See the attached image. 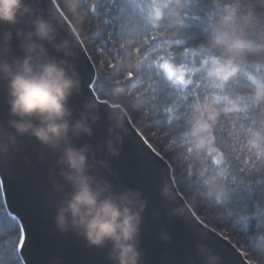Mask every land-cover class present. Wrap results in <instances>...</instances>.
Masks as SVG:
<instances>
[{
	"label": "clouds",
	"instance_id": "clouds-1",
	"mask_svg": "<svg viewBox=\"0 0 264 264\" xmlns=\"http://www.w3.org/2000/svg\"><path fill=\"white\" fill-rule=\"evenodd\" d=\"M67 19L73 26L68 29L67 39L57 43L59 25L63 19L55 8L56 0L48 10V19L35 15L31 21V31L27 33L17 27L29 13L25 0H0V25L8 30L0 34V84L4 86L5 104L8 119L0 123V165L8 162L12 153L18 150L22 140L33 139L42 147L58 154V164L62 180L70 187V193L61 199L55 216L58 231L75 232L90 248L108 250L111 264H142L139 237L146 203L141 193L131 189L112 190L107 181L97 179L93 171L94 153L89 147L77 148L72 141L81 136L91 137L93 125L100 119L99 105L93 100L83 104L78 119L73 118L69 106L70 99L81 94V80L74 66L73 44L79 43L84 22V12L80 0H60ZM182 0H166L158 3L153 10V19L174 13L184 7ZM240 5H226L223 15L213 27L208 41L201 47L213 55L207 63L192 69L200 81L211 91L203 99L191 105V115L187 120V130L183 141L187 146L188 158L203 162L205 154L212 150L213 131L221 118H227L243 109H257L264 106V75L255 78L253 90L247 97L235 99L225 94L228 85L243 73L247 57L264 51V36L256 45L248 39L244 30H236L237 10ZM249 15L241 19L249 28L254 26L251 12L257 7L264 15V0H250L247 5ZM19 41L22 57L12 56L13 31ZM45 45H51L62 59L49 55ZM169 79L176 73L164 65ZM127 75V73H126ZM174 83L186 86L183 75L176 77ZM109 97L108 139L104 142L108 154L118 157L123 143L122 132L128 112L121 107L126 95L121 83L105 91ZM241 105L243 107H241ZM242 151L256 160L264 162V126L251 128L245 135ZM101 167L104 162H98ZM220 172L204 177L208 195L217 205L226 206L228 192L218 185ZM203 176V174H202ZM163 200L172 197L165 185L160 192ZM264 198V195H262ZM165 241L168 237L164 236ZM258 251L264 252V246ZM198 253H209L207 264H216L218 256L212 255L205 246L197 247Z\"/></svg>",
	"mask_w": 264,
	"mask_h": 264
},
{
	"label": "water",
	"instance_id": "water-1",
	"mask_svg": "<svg viewBox=\"0 0 264 264\" xmlns=\"http://www.w3.org/2000/svg\"><path fill=\"white\" fill-rule=\"evenodd\" d=\"M25 3L29 13L17 27L27 33L31 31V21L35 15L42 14L45 19L49 18L51 5L50 0H25ZM0 26H4L0 27V34L8 30L7 25ZM72 26L69 19L62 21L57 43L70 39L67 30ZM12 31L11 55L19 58L23 53L18 47L15 30ZM45 46L50 56L63 58L51 45ZM73 53L70 63L79 74L81 94L74 95L69 106L73 118L78 119L83 104L92 100L87 91V81L89 73L94 70L90 65L94 63L81 39L73 44ZM98 115L100 119L92 126V136H81L72 143L77 148L88 146L90 154L94 153V159L90 160V164L94 165L91 175L107 181L114 191L131 189L141 193L146 203L139 237L142 264H207L209 253H198V246H205L212 255L218 256L216 264H249L245 254L229 239L217 231H210L213 228L208 225L201 230V220L179 191L169 162L166 159L161 162L151 153L144 143L147 140L129 115L124 121L123 143L118 157L110 156L104 147L110 127L108 107L99 105ZM7 119L4 86L0 84V123ZM101 161L104 162L103 167L98 163ZM61 171L57 153L45 149L33 139L22 140L10 160L0 165V181L4 184L2 194L7 211L10 206L11 212L22 217L33 232L36 242L33 256L41 250L40 258L48 257L49 264H111L106 248H90L75 232L61 233L57 230V207L71 191L62 180ZM165 185L172 193L168 200H163L160 195Z\"/></svg>",
	"mask_w": 264,
	"mask_h": 264
},
{
	"label": "trees",
	"instance_id": "trees-1",
	"mask_svg": "<svg viewBox=\"0 0 264 264\" xmlns=\"http://www.w3.org/2000/svg\"><path fill=\"white\" fill-rule=\"evenodd\" d=\"M118 3L121 0H117ZM166 2V0H157V3ZM250 0H193L188 8V0H182L184 7L175 9L174 13L162 17L155 22V27L149 25L148 36H156L157 48L168 47L175 39L182 41L180 45H172L168 47V51L175 57L177 53L182 56V49L188 48L194 50L196 56L189 54V61L195 59L197 63L190 67H199L200 57H208L209 54L201 47L205 44L213 32V27L223 15V9L226 5L239 4L237 10V23L234 26L236 30H244L248 33V39L256 45L260 44V37L264 36L262 24H264V15H261V9H253L251 14L255 18L254 26L249 28L247 24L241 19L249 15L247 7ZM137 3L147 5L151 0H137ZM83 8V7H82ZM84 22L80 25L82 32L81 40L90 55L94 65L97 63L104 64L112 61L113 56L119 61L116 69H112L114 79H121L128 72H133L139 77L138 83L124 81L121 83L126 95L121 100V106L128 112V115L142 133L145 139L153 145L157 151H161L166 160L172 167L174 180L179 191L185 197L188 204L193 211L199 213L197 215L200 220L206 222V225L213 228L215 231L229 239L237 246L244 254L247 253L246 258L251 260V264H264V252L258 251L261 246H264V162L258 161L255 157L250 156L246 151H238L236 155L240 157L238 163L240 166L248 167L249 171L243 177L245 184H250L249 193L247 190L240 188L238 191H230L228 187L234 182L231 177L240 180L242 177L238 174L237 168L234 164H228V150L221 148L218 145L217 137L222 138L226 144L234 145L238 150L243 148L245 143V135L240 128V123H249L247 116L255 119L257 125L264 122V106L257 109H247V111H240L231 116L221 118V121L216 129L222 127V131H213V145L212 149L216 148L221 156L225 159V164L215 165L212 157L208 153L205 154L203 162L188 158L187 146L183 141V134L187 130V120L191 115V108H182L181 111H188L190 114L181 123L173 122L171 126V139H167L166 115L163 113L164 105L155 99L152 89L155 87L156 80L159 78L158 73L162 74L163 69H157L156 65L160 62L159 56H156L155 50L148 57L146 64L141 49L138 53L136 48L143 43L144 32L137 30L134 25H129L124 30L123 37L120 36L119 29L114 31V39L110 44L118 51L114 52L112 56L104 54L100 49V43L107 39V33L113 31L110 25L93 18L90 19V14L86 13L84 8ZM139 15V13H137ZM114 18L115 9H114ZM73 25L71 19H69ZM153 41V43H156ZM123 45V48H121ZM150 46V45H149ZM163 53L161 52V55ZM215 54V53H214ZM152 56H156L153 60ZM249 65L260 66V73H256L254 67L248 69L243 68V73L238 75L235 80L230 83L225 90V94L235 99L237 97H247L251 94L254 85L250 88L244 87L246 83L250 84L244 76V71L250 74H255L257 77L264 75V51L255 52L249 55L246 59ZM192 79L198 85L199 95L203 97L211 90L204 85L197 74L192 76ZM114 82H108L105 90L102 93L105 100L109 97L105 95V91L114 86ZM127 84H132L130 88L126 89ZM192 86L184 89L191 95ZM128 92L133 94L128 96ZM143 94L147 99L136 100V95ZM181 93L175 92L172 98V103L183 104L181 100ZM200 99V100H201ZM193 101L192 103H195ZM241 107H243L241 105ZM151 117V118H150ZM236 127H233V125ZM239 136L240 139L236 137ZM242 141V142H241ZM247 161V165L244 164ZM203 172V176L199 173ZM216 172H223V176L218 177V185L223 186L228 192V203L226 206L217 205L213 199L208 195V187L204 183V177L215 175ZM188 173H195L196 178L190 179ZM227 178V179H226ZM255 180L256 183H252ZM0 204H3V209L0 211L7 212L4 204L2 189H0ZM241 213L245 220H241L238 216ZM4 264H9L8 258L4 257Z\"/></svg>",
	"mask_w": 264,
	"mask_h": 264
},
{
	"label": "snow or ice",
	"instance_id": "snow-or-ice-1",
	"mask_svg": "<svg viewBox=\"0 0 264 264\" xmlns=\"http://www.w3.org/2000/svg\"><path fill=\"white\" fill-rule=\"evenodd\" d=\"M193 0H188V8L192 4ZM255 2V0H253ZM52 4V0H50V5ZM80 4L84 8L85 12L90 14V19L99 20L102 18V22L110 25L113 31H109L107 33V39L100 43V49L104 54L112 56L114 52L118 50L113 47L110 42L115 38L114 31L119 29L120 36L123 37L124 30L129 25H134L137 30L144 32L143 43L140 47L136 48L138 53L143 49L142 56L145 63H148V57L155 50L156 56H159L160 62L157 63V69H163V73H158V79L156 80L155 87L152 89V93L155 99L159 100L160 103L164 105L163 113L166 115V124L167 129V139H171V126L173 122L181 123L184 119L188 117L190 114L188 111H181L182 108H191L193 101L200 100L202 97L199 95V89L201 85H198L195 80L192 79L194 73L192 69L195 67H190V63L195 65L197 61L195 59L189 61V54L193 57L196 56L194 50L183 48L182 56L177 53L174 57L172 53L168 51V47H172V45H180L182 41L179 39H175L172 44L168 45V47L157 48V43H162L161 41H156V36L152 35L148 36L149 25L155 27V22L159 20L153 19V10L157 6V0H151V3L147 5H143L137 3V0H121L120 3L117 0H80ZM55 8L57 9L58 15H60L63 19H67L65 9L61 4L60 0H56ZM114 9H115V17L114 18ZM139 13V15L137 14ZM4 27V26H0ZM262 30H264V24H262ZM156 41V43H153ZM150 45V46H149ZM123 48V45H121ZM161 52L163 53L161 55ZM218 56L219 53L213 54ZM213 55H209L208 57H200V62L207 63L212 59ZM156 56H152V59L155 60ZM119 61L113 56L112 61L104 64L97 63L96 65H90L94 70L89 73L88 81H87V91L89 93L90 98L96 102L98 105H103L104 107L109 106V101L103 98L102 93L105 90L106 84L108 82L114 83H122L124 81H129L132 83H138L139 77L135 75L133 72H128L127 75L123 76L121 79H114L112 69H116ZM167 64L172 70L176 73V77L183 75V79L185 81L184 87L177 85L174 83L176 77L169 79L167 72L164 70V65ZM249 67H254L256 73H260L261 69L258 65H249L247 61L244 62L243 68L248 69ZM244 76L246 80L250 82V84L246 83L244 87L250 88L253 85V81L257 76L255 74H250L248 71H244ZM191 85L192 89L195 91H191V95L188 92H185L184 89L188 88ZM132 84H127L125 87L130 88ZM230 86V84L228 85ZM175 92L181 93V100L184 102L183 104H175L172 103V98L175 95ZM129 97H132L133 94L131 92L127 93ZM136 100L147 99L143 94L136 95L134 97ZM241 111H247V109H243ZM240 112V111H238ZM151 118V117H150ZM247 120L249 123H240L239 128L244 132H248L251 128L264 126V122H261L259 126L257 125L254 118L251 116H247ZM233 127H236L234 124ZM215 131H222V127L215 129ZM213 135V133H212ZM240 139L239 136L236 137ZM218 145L221 148L228 150V164H234L237 168L238 174L242 177L240 180H236L235 177H231L234 181L229 187L230 191H238L240 188L250 191V184H245L243 177L246 173H248L249 169L246 166H240L238 162L240 157L236 155L238 151H242V149L238 150L234 145L226 144L222 138L217 137ZM242 142V141H241ZM147 144L148 148L151 150V153H154L156 158H159L161 162H163L166 157L161 151H157L151 143L148 141L144 142ZM209 157H212L215 165H223L225 164V159L221 156L220 152L213 148L209 153ZM244 164L247 165V161H244ZM167 167V165H165ZM223 176V172H220ZM175 174L174 172L172 173ZM203 172L199 173L202 176ZM190 179H195V173L187 174ZM264 175V173H261ZM227 179V178H226ZM252 183H256L255 180ZM4 188L3 181H0V189ZM64 191V189H62ZM261 199H264L260 197ZM4 205L0 204V209H3ZM240 219L243 221L246 219L240 212L237 213ZM199 215V213H197ZM264 215V212L261 213ZM200 224L203 227H206V222L201 220ZM210 231H215L214 229H210ZM35 237L31 229L26 225L23 218L18 214H14L10 210L5 213L0 211V264H4V257L8 258L9 264H49L48 257L44 259L40 258V252H37L34 256L32 255L33 249L35 247ZM239 246V245H237ZM28 253L29 255H25ZM247 255V253H245ZM31 257V259H30ZM249 264H251V260H249Z\"/></svg>",
	"mask_w": 264,
	"mask_h": 264
}]
</instances>
